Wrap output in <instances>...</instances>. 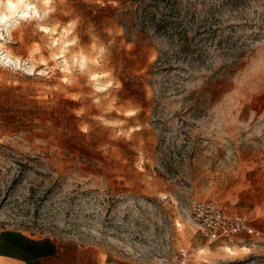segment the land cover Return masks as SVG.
Masks as SVG:
<instances>
[{
  "label": "rangeland",
  "instance_id": "rangeland-1",
  "mask_svg": "<svg viewBox=\"0 0 264 264\" xmlns=\"http://www.w3.org/2000/svg\"><path fill=\"white\" fill-rule=\"evenodd\" d=\"M26 2L0 24V229L132 264H264V0ZM212 198L256 233L209 244L191 210Z\"/></svg>",
  "mask_w": 264,
  "mask_h": 264
},
{
  "label": "crops",
  "instance_id": "crops-1",
  "mask_svg": "<svg viewBox=\"0 0 264 264\" xmlns=\"http://www.w3.org/2000/svg\"><path fill=\"white\" fill-rule=\"evenodd\" d=\"M0 264L132 263L110 260L90 247L62 244L52 238L32 236L21 230L0 229Z\"/></svg>",
  "mask_w": 264,
  "mask_h": 264
},
{
  "label": "built area",
  "instance_id": "built-area-1",
  "mask_svg": "<svg viewBox=\"0 0 264 264\" xmlns=\"http://www.w3.org/2000/svg\"><path fill=\"white\" fill-rule=\"evenodd\" d=\"M191 221L195 232L209 244L230 243L240 236H253L256 233L249 218L231 211L217 198L195 202Z\"/></svg>",
  "mask_w": 264,
  "mask_h": 264
},
{
  "label": "clouds",
  "instance_id": "clouds-1",
  "mask_svg": "<svg viewBox=\"0 0 264 264\" xmlns=\"http://www.w3.org/2000/svg\"><path fill=\"white\" fill-rule=\"evenodd\" d=\"M115 6V5H114ZM33 6L26 2V0H0V24H7L9 21H12L17 16L27 17L29 14V9H32ZM33 14H35L33 10ZM47 31V29H44ZM5 63H8L5 60ZM19 62L17 61V65ZM96 77H93L95 79ZM81 110L76 112V115H80ZM137 114V110H129L125 113L126 116L132 117ZM82 132H87V127H81Z\"/></svg>",
  "mask_w": 264,
  "mask_h": 264
},
{
  "label": "trees",
  "instance_id": "trees-1",
  "mask_svg": "<svg viewBox=\"0 0 264 264\" xmlns=\"http://www.w3.org/2000/svg\"><path fill=\"white\" fill-rule=\"evenodd\" d=\"M179 26L183 27L182 28L183 35H182L181 43L179 44V49L182 54H185L186 56H188L190 55L189 53H191L192 44L190 42V39L188 38V33H187L188 31L186 30L185 24L183 22H180V24H175L174 28L178 30ZM170 29L171 27L169 25V22L166 20H163L162 23L158 25L156 31L158 33H162V32H167ZM161 58H162V54H160L157 64L161 62Z\"/></svg>",
  "mask_w": 264,
  "mask_h": 264
},
{
  "label": "bare ground",
  "instance_id": "bare-ground-1",
  "mask_svg": "<svg viewBox=\"0 0 264 264\" xmlns=\"http://www.w3.org/2000/svg\"><path fill=\"white\" fill-rule=\"evenodd\" d=\"M32 5H33V4H32ZM33 7H34V5H33ZM33 10H34V12L39 13L38 10H37L36 8H32V9H29V14H28V15H30V13H33ZM21 18L23 19V18H26V17H21ZM84 65H85V63H84ZM228 252L233 253V250L230 249V248H228Z\"/></svg>",
  "mask_w": 264,
  "mask_h": 264
}]
</instances>
